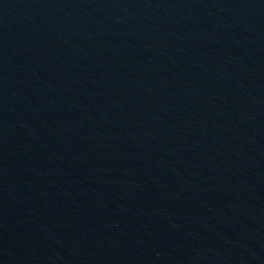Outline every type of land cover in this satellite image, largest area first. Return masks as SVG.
<instances>
[{"label": "water", "instance_id": "1", "mask_svg": "<svg viewBox=\"0 0 264 264\" xmlns=\"http://www.w3.org/2000/svg\"><path fill=\"white\" fill-rule=\"evenodd\" d=\"M0 264H264V0H0Z\"/></svg>", "mask_w": 264, "mask_h": 264}]
</instances>
